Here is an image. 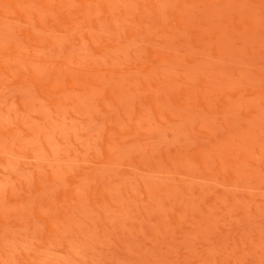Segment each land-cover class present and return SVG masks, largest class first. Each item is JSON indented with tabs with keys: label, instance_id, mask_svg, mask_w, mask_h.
Returning a JSON list of instances; mask_svg holds the SVG:
<instances>
[{
	"label": "rangeland",
	"instance_id": "obj_1",
	"mask_svg": "<svg viewBox=\"0 0 264 264\" xmlns=\"http://www.w3.org/2000/svg\"><path fill=\"white\" fill-rule=\"evenodd\" d=\"M0 264H264V0H0Z\"/></svg>",
	"mask_w": 264,
	"mask_h": 264
}]
</instances>
